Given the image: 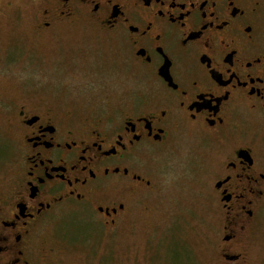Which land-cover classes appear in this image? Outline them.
<instances>
[{
	"label": "flooded vegetation",
	"instance_id": "flooded-vegetation-1",
	"mask_svg": "<svg viewBox=\"0 0 264 264\" xmlns=\"http://www.w3.org/2000/svg\"><path fill=\"white\" fill-rule=\"evenodd\" d=\"M44 1L36 33L59 47L40 83L89 98L23 90L1 102L13 174L0 190V264H61L131 215L156 214L170 182L205 176L214 264H249L244 247L264 227V0ZM88 33L110 48L62 42ZM119 71L128 86L106 90ZM88 227L79 242L64 230ZM169 235L179 241L169 231L165 245Z\"/></svg>",
	"mask_w": 264,
	"mask_h": 264
},
{
	"label": "rangeland",
	"instance_id": "rangeland-1",
	"mask_svg": "<svg viewBox=\"0 0 264 264\" xmlns=\"http://www.w3.org/2000/svg\"><path fill=\"white\" fill-rule=\"evenodd\" d=\"M46 7L44 0H0V105L10 97L21 101L23 90L39 95H44L45 91L58 93L68 99H72L75 92L79 91L82 96L87 93L86 98H89L87 91L90 88H61L59 85L40 83L47 70L53 68L51 57L59 47L43 43L42 37L36 33L35 22ZM67 36L62 40L64 46L70 42L69 47L73 48L79 45L87 49L110 48L104 47L101 38L91 33L86 34L81 44L75 41L80 34L74 38L70 37L72 35ZM123 75L124 71H119L115 81L104 84L105 89L128 86V77ZM94 89L95 92L104 90ZM6 124L5 117L0 114V138L6 133ZM6 153V147L0 143V190L11 182L13 174L12 165L2 161ZM169 184L166 196L157 204L156 214L142 210L131 215L103 241L99 237L92 238V248L86 251L68 249L61 264H214L220 227L218 216L213 210L216 199L207 196V176L201 183L189 181ZM64 230L70 241L78 238L75 242H79V238L88 239L94 232L90 227L84 232ZM169 231L179 234V241L169 235L167 246L162 237ZM53 234L61 245L69 243L55 231ZM97 234L101 232L94 233ZM244 249L249 264H264V227L256 232L254 241L249 246L247 242Z\"/></svg>",
	"mask_w": 264,
	"mask_h": 264
}]
</instances>
